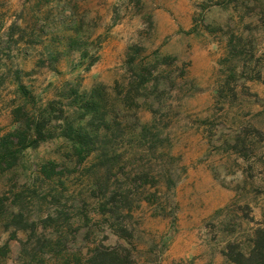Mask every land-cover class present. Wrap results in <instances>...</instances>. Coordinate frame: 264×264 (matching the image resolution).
I'll return each instance as SVG.
<instances>
[{"label": "rangeland", "instance_id": "374dc122", "mask_svg": "<svg viewBox=\"0 0 264 264\" xmlns=\"http://www.w3.org/2000/svg\"><path fill=\"white\" fill-rule=\"evenodd\" d=\"M259 230L264 0H0V264L248 263Z\"/></svg>", "mask_w": 264, "mask_h": 264}, {"label": "trees", "instance_id": "16d2710c", "mask_svg": "<svg viewBox=\"0 0 264 264\" xmlns=\"http://www.w3.org/2000/svg\"><path fill=\"white\" fill-rule=\"evenodd\" d=\"M42 126L41 127H35L33 128L35 135H40ZM20 132H17V135H19L18 137H22L20 136V134H18ZM70 133H67L65 136H70ZM17 137V136H16ZM26 139L23 137L22 141L24 142ZM37 143H39V141H34ZM29 146H33V145H29ZM253 249L250 252L249 255V260L248 263L246 262V258H247V254L242 253L240 254L239 257H231V259L236 263V264H264V231L263 230H259L256 234V239L253 241ZM116 258V254L114 252H100L97 255V260L99 261H95V264H114Z\"/></svg>", "mask_w": 264, "mask_h": 264}]
</instances>
